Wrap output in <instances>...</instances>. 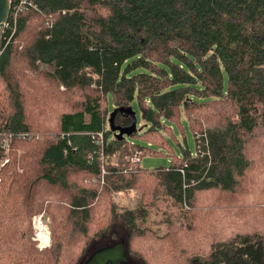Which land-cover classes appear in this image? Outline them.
I'll use <instances>...</instances> for the list:
<instances>
[{
	"label": "trees",
	"instance_id": "trees-1",
	"mask_svg": "<svg viewBox=\"0 0 264 264\" xmlns=\"http://www.w3.org/2000/svg\"><path fill=\"white\" fill-rule=\"evenodd\" d=\"M27 1L0 42V132L32 136L0 174V264H81L118 223L142 264H264V0ZM155 144L172 162L144 169Z\"/></svg>",
	"mask_w": 264,
	"mask_h": 264
},
{
	"label": "rangeland",
	"instance_id": "rangeland-1",
	"mask_svg": "<svg viewBox=\"0 0 264 264\" xmlns=\"http://www.w3.org/2000/svg\"><path fill=\"white\" fill-rule=\"evenodd\" d=\"M61 91H65L64 87L60 88ZM109 124V122H108ZM187 130V129H186ZM173 134L176 136L177 135V141L181 142L182 145L187 149V145H186V140L189 143V148L190 151H192V153L196 154V140H195V136L193 135V133L191 132V130L188 127L187 130V134L180 132L179 127H175L173 129ZM171 140V143L174 147L175 152L178 154H181V150H180V146L178 145L177 141L174 140L171 136L169 137ZM166 139V137H165ZM139 140L140 143H136L138 145H142V146H147V142L143 143L144 141ZM150 150H152L153 153H157L159 155H152V154H148V155H144L143 157H141V163L140 166L144 169L147 170H154L156 168H161V167H166V166H170L171 162H172V158L170 156H168V153H166L165 149H160L159 146H157L156 144L154 145V147H148ZM127 161L123 160V164H125ZM116 200L123 205L124 207H129V208H136L140 205V201H142V194L136 191H132V192H128V193H120L118 195H116ZM38 220H42L43 225L47 226L49 229L48 233H45L47 231V229L43 226L40 230V225L38 223ZM32 227L34 230V235L31 237V241L36 244V246L38 247L39 250H45L47 248H51L53 245V241H52V231H51V226H52V220L51 217L48 213L46 212H42L40 214L35 215L32 220ZM155 230L158 231L160 236H163L164 232H165V226H162V230H159V227H155ZM42 231H44V234H47V243H43V240L45 237H42L41 233ZM119 239L124 240V243L126 245V248L128 249V255L130 258V261L132 262L131 264H142L141 261L137 260V259H133L130 254H129V250L131 249V240H130V233L129 231L124 227V225H122V223H118L113 227L112 232L109 235H105L103 236L101 239L94 241L89 249V251L87 252V254L85 255V258H88L89 255L91 253H93V251L98 250L100 248H103L107 245L113 244L116 241H119ZM120 242V241H119ZM121 243V242H120Z\"/></svg>",
	"mask_w": 264,
	"mask_h": 264
},
{
	"label": "water",
	"instance_id": "water-1",
	"mask_svg": "<svg viewBox=\"0 0 264 264\" xmlns=\"http://www.w3.org/2000/svg\"><path fill=\"white\" fill-rule=\"evenodd\" d=\"M11 15V0H0V42L3 36V29L9 22ZM118 113L123 115H130L132 117V124L127 127H123L117 124L116 117ZM109 127L112 132L119 138L131 136L138 129V118L136 112L132 109L121 108L115 110L109 118ZM128 249L124 242L119 244L108 246L107 248H101L93 251L88 258L82 260L81 264H131Z\"/></svg>",
	"mask_w": 264,
	"mask_h": 264
},
{
	"label": "built area",
	"instance_id": "built-area-1",
	"mask_svg": "<svg viewBox=\"0 0 264 264\" xmlns=\"http://www.w3.org/2000/svg\"><path fill=\"white\" fill-rule=\"evenodd\" d=\"M29 4L30 6H34L32 3H28L27 0H20L19 4L16 6L15 9V16H14V22H16V17L19 13L23 12L26 8L25 6ZM12 13V12H11ZM11 17V15H10ZM10 20V18H9ZM10 29V22H8L5 25V28L3 29V35H5V40L9 41L12 37L13 34H11V36H7V32ZM32 136L29 133L26 132H0V174L3 170V168L6 165H9L11 162V147L13 145V143L15 141H27L31 138ZM94 141L96 142L97 145H99L100 147L104 146V141H105V137H104V133H98L93 137ZM132 161L134 163H138L140 162V159L136 156L135 158L132 159ZM105 172V171H104ZM0 181H1V175H0ZM38 223L40 225V230L42 228L43 222L42 220H38ZM47 231L45 233L49 232V229L47 226H44Z\"/></svg>",
	"mask_w": 264,
	"mask_h": 264
},
{
	"label": "bare ground",
	"instance_id": "bare-ground-1",
	"mask_svg": "<svg viewBox=\"0 0 264 264\" xmlns=\"http://www.w3.org/2000/svg\"><path fill=\"white\" fill-rule=\"evenodd\" d=\"M41 235H42V237H45L44 239H42L43 243H47V237H46L47 234H44V231H42Z\"/></svg>",
	"mask_w": 264,
	"mask_h": 264
},
{
	"label": "flooded vegetation",
	"instance_id": "flooded-vegetation-1",
	"mask_svg": "<svg viewBox=\"0 0 264 264\" xmlns=\"http://www.w3.org/2000/svg\"><path fill=\"white\" fill-rule=\"evenodd\" d=\"M119 241H120V242H124V240H122V239H119ZM119 241H116L115 243L110 244V245H107V246H105V247L107 248L108 246H113V245L119 244V243H120ZM103 248H104V247H103ZM100 249H101V248H100Z\"/></svg>",
	"mask_w": 264,
	"mask_h": 264
}]
</instances>
